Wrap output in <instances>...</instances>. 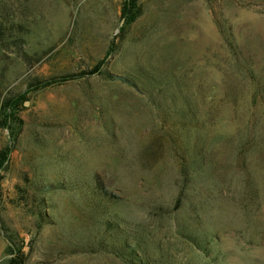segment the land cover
<instances>
[{"label":"rangeland","instance_id":"obj_1","mask_svg":"<svg viewBox=\"0 0 264 264\" xmlns=\"http://www.w3.org/2000/svg\"><path fill=\"white\" fill-rule=\"evenodd\" d=\"M124 2L0 0V264H264V0Z\"/></svg>","mask_w":264,"mask_h":264},{"label":"trees","instance_id":"obj_2","mask_svg":"<svg viewBox=\"0 0 264 264\" xmlns=\"http://www.w3.org/2000/svg\"><path fill=\"white\" fill-rule=\"evenodd\" d=\"M138 6H137V0H125L122 9H121V21L122 23H124V25H130L132 24L136 18L138 17ZM103 61H101L97 67L93 70V72H89V73H83L80 74L77 77H83V76H87V75H91L93 73H96L98 71V68L100 66L103 65ZM76 76L75 75H64V76H60L59 78H50L47 80L42 81L41 83L37 84V89H43V88H47L53 85H57V84H62L68 81H72L75 80ZM23 98V96H19L14 100L11 101H7L5 103H3V111H5V116H4V122L6 124H4V126L7 128L8 127V123L11 122L12 120H14L13 118V114L15 113V111L17 110V106L20 103V100ZM13 136H10V144L8 146L5 147L4 150H2L0 152V172L3 170L4 165L9 161V157L12 151V144L15 142L16 139V135L12 134ZM9 264H18L14 261H10Z\"/></svg>","mask_w":264,"mask_h":264},{"label":"water","instance_id":"obj_3","mask_svg":"<svg viewBox=\"0 0 264 264\" xmlns=\"http://www.w3.org/2000/svg\"><path fill=\"white\" fill-rule=\"evenodd\" d=\"M121 24H122V21H121ZM27 104H25V106H26Z\"/></svg>","mask_w":264,"mask_h":264}]
</instances>
